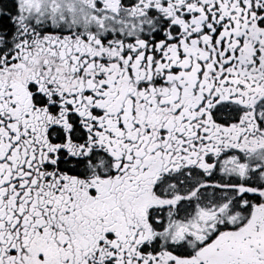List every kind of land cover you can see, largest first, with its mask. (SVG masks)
Returning <instances> with one entry per match:
<instances>
[{"label": "snow or ice", "instance_id": "obj_1", "mask_svg": "<svg viewBox=\"0 0 264 264\" xmlns=\"http://www.w3.org/2000/svg\"><path fill=\"white\" fill-rule=\"evenodd\" d=\"M0 264H264V0H0Z\"/></svg>", "mask_w": 264, "mask_h": 264}]
</instances>
